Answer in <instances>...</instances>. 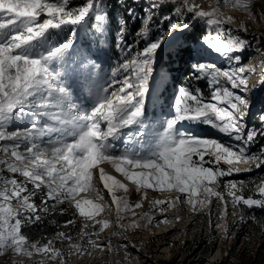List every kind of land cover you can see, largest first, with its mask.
<instances>
[{
	"label": "snow or ice",
	"instance_id": "1",
	"mask_svg": "<svg viewBox=\"0 0 264 264\" xmlns=\"http://www.w3.org/2000/svg\"><path fill=\"white\" fill-rule=\"evenodd\" d=\"M140 3L116 0L122 12L112 16L108 0H0V257L39 255L49 264H67L71 255L135 248L125 233L141 228V220L147 222L144 227L171 222L167 217L156 221L149 213L125 222L128 215L137 217L134 209L143 206L149 189L180 194L150 200L149 207L160 212L176 203H187L196 212L213 198L221 221L230 207L264 209V177L251 182L253 187L223 180L264 166V143H259L264 140V112L258 114L259 126L250 128L255 68L243 60L255 43L261 57L259 83L264 85V36L254 34L250 40L240 35L247 28L242 23L237 29L226 27L235 18L220 11L231 5L255 15L251 0H216L211 10L196 0H143L138 13L132 5ZM197 25L203 26L200 34L187 37ZM205 50L219 55L225 66L203 60ZM185 55L189 71L186 82L177 86L171 113L149 114L153 85L162 87L173 79L164 57ZM185 124L209 126L230 142L196 136ZM103 164L134 184L141 201L131 204L126 196H117L119 190L128 191L127 185L106 174ZM240 164L254 167H234ZM93 169L110 204L77 199L88 191L97 193V201L104 199L92 184ZM245 188L249 193L258 189V198L246 196ZM201 193L204 198L197 199ZM64 201L75 216L88 221L79 226L78 236L58 230L41 242L23 234L26 224L42 222L50 203L55 212L54 205ZM111 205L114 222L102 218ZM75 224L69 219L62 228ZM113 225L112 235L125 236V243L99 240Z\"/></svg>",
	"mask_w": 264,
	"mask_h": 264
},
{
	"label": "rangeland",
	"instance_id": "2",
	"mask_svg": "<svg viewBox=\"0 0 264 264\" xmlns=\"http://www.w3.org/2000/svg\"><path fill=\"white\" fill-rule=\"evenodd\" d=\"M78 2V0H76ZM109 4L112 5L111 15H121L122 9L116 4V0H108ZM131 4V0H128ZM196 3L200 4L204 10H211L216 6V0H196ZM135 10L139 13L143 7V0L138 5H132ZM252 12L255 15H250L248 12L228 6H221L220 11L224 16H233L235 19L230 25L231 29H237L241 23L247 28L246 32L240 33V35L253 40L254 34H260L264 36V0H251ZM203 27L202 25H199ZM55 35V33H54ZM64 34H61L60 39H63ZM183 39V37H182ZM83 34L80 37V43H84ZM256 44L254 43L251 48L246 50L243 54V60L245 64H250L255 68V73L250 79V84L253 85V91L251 93V107L249 117L247 119L248 126L258 127V114L264 112V85H260L259 73L262 70L258 67L261 62V57L255 51ZM203 60L214 62L220 67H224V61L219 55L215 54L211 50H205L202 56ZM164 62L169 64L172 70L173 79L170 80L165 86L157 87L155 84L152 87V91L149 94L146 108L148 113L151 112L152 105H157V116H163L171 113V104L176 96L177 86L181 83H185V76L189 71L188 56L185 55L183 59L173 58L169 60L167 56L164 57ZM204 83V82H203ZM205 95H207V89H204ZM184 127L187 131H191L194 135L200 137H211L223 141L225 144L229 143L228 137L220 134L213 130L211 127L206 125H192L185 124ZM253 152L258 151L257 147L252 149ZM2 155V154H0ZM207 159V157H206ZM246 168L254 165L240 164L234 167ZM101 167L104 168L106 174L113 176L115 179L121 180L127 185L128 191L124 192L119 190L116 192L117 196H126L131 204L141 201V194L137 193L136 187L129 181L124 180L121 174L117 173L110 165L103 164ZM222 167L227 168L228 165ZM258 169H254L250 172H243L232 177H225L223 180H236V181H247L258 182L260 178L257 176ZM5 175L11 176V173H5ZM245 175V177H241ZM22 179V177H17ZM223 180L221 181V188L223 187ZM92 184L102 191L104 195L103 200L97 201V193L93 191L82 192L77 199L87 198L92 199L94 202L101 204L111 203V196L103 189V183L99 180V174L96 169H93ZM258 192V189L255 190ZM155 192L151 189L147 190V199L143 200V206L139 209H134L137 213V217L127 216L125 222H131L132 219H136L144 213L152 215L156 221L163 220L167 217L170 223H156L150 224L144 227L147 222L141 220V228L136 230H129L125 233L127 241L135 245V248H120L118 252L111 254L98 253L93 251L92 255H71L67 257V264H83L96 261H104L107 264H236V258L238 254L243 250L244 247H254L255 240H251L247 237L239 236L234 242V236L239 232L237 223H235V210L229 208V214L221 221L219 219V209L215 207V198L212 200L207 208L194 212L187 203H176L173 207L168 208L166 212L156 211L149 207V201L153 198L161 200L175 199L179 193L172 191L168 193ZM203 193L197 197V199H203ZM68 202L69 201H64ZM216 211V214H215ZM202 213L206 214V219L201 222L199 215ZM176 217H180L177 221ZM102 218L115 221L116 212L115 206L106 209V214H102ZM203 219V218H202ZM82 223H88L80 217ZM211 221V226L209 225ZM216 224H222V227H216ZM232 225V228H231ZM237 225V226H236ZM114 225L105 229L104 232L99 234V240L103 241L106 238H110L114 245L125 243V236H114L112 232ZM234 242V243H233ZM233 245V247H232ZM60 247H65V243H62ZM233 252L231 254V250ZM126 251L130 255L126 256ZM19 260L20 264H32L33 260H43L46 263L48 260L45 257L36 255L32 258L29 257H17L11 253L0 257V264H17ZM59 264V261H53Z\"/></svg>",
	"mask_w": 264,
	"mask_h": 264
},
{
	"label": "trees",
	"instance_id": "3",
	"mask_svg": "<svg viewBox=\"0 0 264 264\" xmlns=\"http://www.w3.org/2000/svg\"><path fill=\"white\" fill-rule=\"evenodd\" d=\"M203 30V27L197 25L191 32L186 33L185 35L189 38L195 39L200 32ZM199 86L202 89H205V85L203 81L200 82ZM157 105H152L150 114H155L157 116ZM259 143H264V140L259 141ZM258 148V147H257ZM257 176L261 179L264 177V166H262L257 171ZM241 177H245V175H241ZM246 185L248 187H253L251 181H247ZM30 187V186H29ZM244 194L247 196L252 194L254 198H258V192L254 191L253 193H249L247 188L244 189ZM35 203H40V198L37 196L35 198ZM216 204V203H215ZM216 207V205H214ZM55 212L51 211L52 205L50 203V211L49 213H41L42 222H37L35 224H26L22 228L23 234L28 237L30 241H41L46 242L47 239L52 238L58 230L70 231L71 234L76 237L79 235V226L82 224L80 217L75 216L74 209L69 207L68 202L58 203L54 205ZM66 209L63 214H61L60 210ZM216 214V211H215ZM235 223H237L239 232L236 231L234 236V242H236L239 236L247 237L251 240H255L254 247L246 246L243 250L238 254L236 258V264H264V209L259 207H253L251 209L247 207H240L235 210ZM243 217V219H241ZM253 217L256 219L253 220ZM203 218V219H202ZM73 219L76 221L75 225H70L68 229H63L62 225L65 221ZM206 219V214L202 213L199 215V220L204 221ZM236 225V226H237ZM232 228V225H231ZM233 242V243H234ZM62 243L57 242V247H60ZM233 247V245H232ZM63 248V247H60ZM232 249V248H231ZM233 249L231 250V254ZM44 264H49L47 261ZM52 264H56L52 262ZM83 264H107L104 261H96L90 263Z\"/></svg>",
	"mask_w": 264,
	"mask_h": 264
},
{
	"label": "bare ground",
	"instance_id": "4",
	"mask_svg": "<svg viewBox=\"0 0 264 264\" xmlns=\"http://www.w3.org/2000/svg\"><path fill=\"white\" fill-rule=\"evenodd\" d=\"M191 132V131H190ZM192 133V132H191ZM164 193H161V195H163Z\"/></svg>",
	"mask_w": 264,
	"mask_h": 264
}]
</instances>
